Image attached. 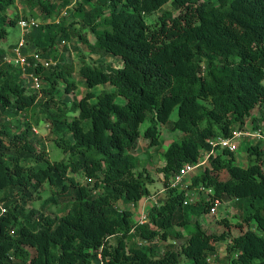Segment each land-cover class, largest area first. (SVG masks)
<instances>
[{
  "label": "trees",
  "instance_id": "16d2710c",
  "mask_svg": "<svg viewBox=\"0 0 264 264\" xmlns=\"http://www.w3.org/2000/svg\"><path fill=\"white\" fill-rule=\"evenodd\" d=\"M54 1L0 0V40L8 35L6 24L28 18L40 22L42 15L47 22L57 10ZM18 2L32 11L37 6L40 16L31 11L32 17L9 18ZM64 12L68 17L54 21L60 36L48 37L52 46L70 42L65 45L69 51L75 41L80 58L86 56L82 45L97 58L83 59L78 69L87 93L71 107L74 118L68 120L67 110L47 117L54 135L50 141L65 154L62 160L51 163L35 140L27 117L38 96L0 49V202L7 208L0 215V264H100L99 254L103 264H183L184 258L214 264V241L227 234L212 239L199 221L217 203L233 201L246 210L248 228L228 245L230 262L264 264V146H247V167L237 164V152L211 154L189 178L187 191L199 195L189 205H184L187 191L170 184L183 167L205 161L213 150L208 140L264 129V115L252 117L264 107V0H79ZM69 17L71 23L63 24ZM44 28L40 22L25 35L26 51L49 59L53 52L41 43ZM106 57L120 66L106 63ZM57 60L56 66L38 71L50 84L42 89L47 108L59 81L67 93L78 87L73 64L66 56ZM99 86L111 89L96 94ZM176 109L178 118L169 128L182 136L164 153V196L147 208L149 222L140 225L118 203L138 207L152 196L154 179L145 170L137 172L141 162L135 151L142 139L148 147L162 145L161 127ZM146 120L150 126L142 138ZM46 184L58 196L72 194L57 213L28 207L41 199ZM178 228L191 231L180 245L184 235ZM169 238L175 239L173 245L161 247L159 242Z\"/></svg>",
  "mask_w": 264,
  "mask_h": 264
},
{
  "label": "rangeland",
  "instance_id": "374dc122",
  "mask_svg": "<svg viewBox=\"0 0 264 264\" xmlns=\"http://www.w3.org/2000/svg\"><path fill=\"white\" fill-rule=\"evenodd\" d=\"M62 0H55L54 3L57 7V10L55 14L47 21L44 22V15L41 17L37 18L40 20L42 23V27L45 26V28L41 31L43 35V41H41L42 44L45 45V47L51 52H53V57L57 59H62V57L66 56V60H68V63H72L74 66V77L73 80L77 83V89L75 91H72L71 93H67L65 90V83L62 81H59L58 84H56V90L55 93L57 94L54 97L53 102H50V108L45 107L43 103L47 101L46 94L41 92H35L34 90H30L33 94H37L38 96V105L36 108H33L27 117L28 121L31 122L33 127L36 128L37 131H34V138L37 141L38 145L40 147L44 146L45 150L47 152V159L52 163L53 161H58L62 160L65 156V154L62 152L61 149H59L53 142L50 140L54 137L53 133L51 132V127L49 125V120L47 117L53 116V114L60 115L61 110H67V118L68 120H72L76 113H73L70 111L71 107L73 104L78 102L81 98H83L86 93L87 89L84 85V81L82 78L79 77L78 75V69L81 66L82 60H86L87 62H91L92 60H96V56H91L87 50V47L82 45V49L85 51V57L80 58L79 54L73 50V47L76 45V42L74 41L72 48L68 51L66 47L60 46V44L53 45L52 42L49 40V35L51 36H60V28L56 27V23L54 21L56 19H59L63 13V11H66V8L68 9L69 13L70 11L74 8L77 2L79 0H65L66 3H62ZM67 2H69V5H67ZM75 3V4H74ZM35 4L32 3V6ZM166 10L171 9L170 4L165 6ZM31 8L24 4L23 2H18L14 7H12L9 12H8V17L13 19L16 16L22 18L25 15L32 17L31 15ZM36 14L40 13V9L37 8V6L34 7L33 11ZM158 15H154L152 17H148V21L152 22L158 18ZM40 16V14H39ZM68 17V16H67ZM64 20L63 24H69L73 20L72 17L63 18ZM61 20V21H62ZM5 28L8 32V35L5 39L0 40V49L3 51H6L7 56L10 55L11 50L18 45V42L20 39L23 37V31L20 28L19 24L16 25H10L6 24ZM50 33V34H49ZM88 38L90 41L94 40V37L92 36L91 33L87 34ZM45 39V40H44ZM14 46V47H13ZM13 47V49H12ZM106 63H114L117 67L120 66V62L112 57H106L103 59ZM44 79V78H43ZM42 79V80H43ZM49 83L46 82L44 79L43 86L42 88L48 89ZM105 89H111L109 86H99L95 89H93V92L96 94H99L102 92V90ZM264 115V107H261L259 109H255L252 113V117L256 119H260ZM178 118V111L177 109L172 113L170 120L168 124H165L161 127L162 135V145L157 146V147H148L147 140L145 141L142 139L135 151V155L139 158L140 160V167L137 169V172L145 170L147 173L151 175L154 179V183L149 186V189L151 190V198L149 199H143L142 201L139 202V206L135 207L133 204H130L128 206H125L122 202L118 203V209L119 210H128L133 212V221L138 222L140 220V213L141 209L143 206H146L147 208H151L152 205L157 204V201L159 200L160 197L164 196V175L163 173L160 172V169L164 167L165 164V158H164V153L167 150L168 146L173 143L174 141H180L182 133L180 131H171L169 126L170 123L176 121ZM35 121H39V125H36ZM248 127H251V123L248 122ZM150 126V122L146 120L140 127V131L142 133V138L146 129ZM14 130V129H13ZM240 142V147L238 152L236 153L237 156V164L240 165L241 167H247L250 163V160L247 155V146L250 145H261L264 146V143L259 140L258 138H241L239 139ZM35 164V163H33ZM77 181H80L82 183H88L83 176L81 175H73ZM192 177V176H190ZM188 177L186 180H190ZM92 183V182H90ZM55 188L49 187V185H45L41 192V199H38L34 202L29 203L28 207L29 208H35L41 212H44L46 210L48 213H57L60 208H62L65 204L71 201L72 199V194L67 193L63 195H56L55 193ZM156 193H159L156 195ZM194 200L199 198L198 193L194 191ZM52 205V206H51ZM51 206V208H48ZM246 210L242 211L240 207L237 206V204L233 202H223L222 205H218L217 209L215 212H212L211 214H207L204 217H202L199 221L201 225L202 231L212 239H216L223 233H226L227 236L223 241H214V243L217 246V255H216V262L214 264H232L230 262V257H228V252H227V247L230 245L232 242V238L235 236L240 235L243 231L247 230V224L244 223V217L246 214ZM223 219H226L229 223H231L230 227H226L224 224H222L221 221ZM149 222V220H148ZM239 223L243 224V228L238 227L237 225ZM251 228H256V224L252 223ZM180 231L183 233V238L180 239L178 245L180 243H183L186 238H188V235L191 233V231H186L178 228ZM194 230V228H192ZM224 235V234H223ZM141 240L139 241V243ZM175 242V239L169 238L168 241H161V247H167V245ZM111 243H114V239H111ZM183 264H192V261L188 259H183ZM94 264H97L96 261Z\"/></svg>",
  "mask_w": 264,
  "mask_h": 264
},
{
  "label": "built area",
  "instance_id": "2783aa9c",
  "mask_svg": "<svg viewBox=\"0 0 264 264\" xmlns=\"http://www.w3.org/2000/svg\"><path fill=\"white\" fill-rule=\"evenodd\" d=\"M62 16L67 17L68 16L67 12H64ZM18 24L23 31V37L18 42V45L13 49L11 55L6 57L5 61L6 63L20 69L22 77L29 82V87H31L35 91H40L42 88V79L38 75L39 73L37 71L40 69H48L56 65V62L54 61L53 58H49V59L44 58L40 52L34 49H30L29 52L26 51L27 43L25 40V35L36 31L39 28L40 22L38 20H35L34 18H28V19H21ZM61 44L62 46L70 45L66 41H62ZM34 130L37 131L36 128ZM241 138H245V139L258 138L264 143V129L256 130V131H252L250 129L238 130L234 132L233 136L230 138L217 137L208 140V143L213 147V150L211 151L210 154L206 156L205 161L200 162L197 165H187L183 167L180 170V172L170 180L171 187L179 188L181 190L187 191L190 182L189 180L186 179L196 174V172L206 163L207 159L211 154H215L218 149L219 150L228 149L231 152H238L241 142L239 139ZM200 191L204 192L205 189L200 188ZM188 193H190V195H188ZM193 193L190 192V189L189 191H187V198L184 201L185 206L193 202L195 198ZM218 205L219 203H217L216 208L212 209V212L216 211ZM6 212H7V208L4 206L2 202H0V215H4ZM138 223L140 225H144L148 223V211L146 206H143L141 209L140 220L138 221ZM140 243L148 245V243L145 241H142ZM98 258H99V263L103 264V259L101 254H99Z\"/></svg>",
  "mask_w": 264,
  "mask_h": 264
},
{
  "label": "clouds",
  "instance_id": "9594fccd",
  "mask_svg": "<svg viewBox=\"0 0 264 264\" xmlns=\"http://www.w3.org/2000/svg\"><path fill=\"white\" fill-rule=\"evenodd\" d=\"M68 43L71 44L70 42H68ZM60 46H62V44H60ZM62 47H65V46H62ZM11 52H12V51H11ZM10 55H11V54H10ZM51 58H53V57H51ZM53 59H54V61H55L56 64H57L58 60H56L55 58H53ZM54 66H56V65H54ZM54 66H52V67H54ZM50 68H51V67H50ZM48 69H49V68H48ZM40 70H44V69H40ZM38 71H39V70H38ZM38 71H37V72H38ZM38 73H39V72H38ZM38 75H39V74H38ZM40 77H41V79H43L42 76H40ZM22 78H23V77H22ZM25 80H26V79H25ZM43 82H44V79L42 80V86H43ZM29 88H30V90H34V89H32L31 87H29ZM42 89H43V88H41L40 91H35V90H34V91H35V92H41Z\"/></svg>",
  "mask_w": 264,
  "mask_h": 264
},
{
  "label": "crops",
  "instance_id": "0c3cea01",
  "mask_svg": "<svg viewBox=\"0 0 264 264\" xmlns=\"http://www.w3.org/2000/svg\"><path fill=\"white\" fill-rule=\"evenodd\" d=\"M13 47H14V46H13ZM13 47H12V48H13ZM11 51H12V50H11ZM10 54H11V53H10Z\"/></svg>",
  "mask_w": 264,
  "mask_h": 264
}]
</instances>
